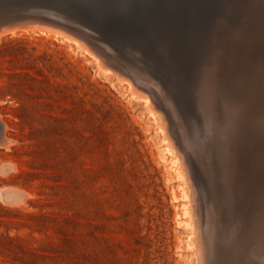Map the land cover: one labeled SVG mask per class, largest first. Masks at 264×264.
I'll use <instances>...</instances> for the list:
<instances>
[{
  "label": "rangeland",
  "instance_id": "374dc122",
  "mask_svg": "<svg viewBox=\"0 0 264 264\" xmlns=\"http://www.w3.org/2000/svg\"><path fill=\"white\" fill-rule=\"evenodd\" d=\"M256 1L239 15L238 20L245 14L248 19L240 49L264 65V0ZM253 20L257 26L248 23ZM16 22L21 23L17 19L11 25ZM37 28L0 35V116L6 126L0 129L6 148L2 143L0 264H205L209 259L215 264L219 251L208 258L198 238L199 187L193 167L184 152L181 158L159 104L152 101L159 113L155 121L126 82L106 76L92 56L60 34ZM197 95L189 108L200 118ZM162 123L164 131L158 130ZM161 136L183 159L192 234H197V239L191 235L193 249L186 192ZM263 166L255 171L264 179ZM260 197L254 193L247 217L260 215ZM250 247L263 260L258 263L251 253L254 258L248 256L247 262L263 264L264 241L257 238Z\"/></svg>",
  "mask_w": 264,
  "mask_h": 264
},
{
  "label": "bare ground",
  "instance_id": "6f19581e",
  "mask_svg": "<svg viewBox=\"0 0 264 264\" xmlns=\"http://www.w3.org/2000/svg\"><path fill=\"white\" fill-rule=\"evenodd\" d=\"M154 1L163 6L152 5ZM251 2L254 0L243 6V0H0V5H8L0 6V35L35 27L58 33L92 56L106 76L112 74L126 82L133 98L145 104L155 121L159 113L152 101L158 99L181 158L185 160L184 152L193 167L196 187L214 194L213 200L204 203L205 212L200 207L198 238L208 258L214 256L213 248L219 251L215 264H251L247 257L252 255L258 262L261 253L250 255V244L257 238L264 241V208H259L257 217L245 215L255 201L254 193L260 192L264 202V179L255 171L256 165L264 164V65L240 49L247 37L246 14L238 20L243 10L253 9ZM4 8H10L12 14L6 15ZM17 19L21 23L11 25ZM45 20L74 28L89 40L86 43ZM235 20L240 21L238 25ZM248 23L257 26L255 20ZM124 42L130 47L121 46ZM195 92L200 118L189 108ZM180 110L186 113L185 123ZM161 125L158 130H163L164 123ZM2 127L6 126L0 116ZM161 138L182 178L189 247L193 249L197 234H192L196 231L183 159L180 162L172 144ZM3 140L0 146L6 149ZM191 235H196L194 240ZM205 264H211L210 259Z\"/></svg>",
  "mask_w": 264,
  "mask_h": 264
},
{
  "label": "water",
  "instance_id": "95a60500",
  "mask_svg": "<svg viewBox=\"0 0 264 264\" xmlns=\"http://www.w3.org/2000/svg\"><path fill=\"white\" fill-rule=\"evenodd\" d=\"M7 13H12V12H7ZM51 24H53V23H51ZM53 25H55V26H58V27H61V28H66V27H63V26H60V25H57V24H53ZM68 27V26H67ZM69 30H71L73 33H75L77 36H79L80 38H82V39H85V40H89V38L88 37H86L85 35H82L81 33H79L77 30H75L74 28H68ZM102 40H104V42H108V40L106 39V38H103L102 37ZM121 46H128V47H130L129 46V44H127L126 42H124V43H122L121 44ZM128 47H127V50L129 51V49H128ZM194 96H195V94H194ZM192 98H194L193 96L191 97V99ZM156 101H157V103L159 104L160 102H158V99H156ZM160 105V104H159ZM163 107V106H162ZM163 109H164V107H163ZM165 110V109H164ZM180 114L181 115H183L182 114V112H181V110H180ZM197 195H198V197H199V203H200V207H201V210L203 211V212H205V208H204V203H206L207 201H208V203L212 200V195L209 193V192H206V193H202V191L200 190V189H198V191H197ZM206 199V200H205ZM207 204V203H206ZM213 248V247H212ZM213 250H214V248H213ZM212 255V254H211Z\"/></svg>",
  "mask_w": 264,
  "mask_h": 264
}]
</instances>
